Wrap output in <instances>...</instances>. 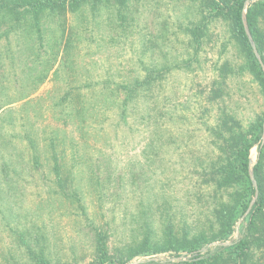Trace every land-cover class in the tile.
Returning <instances> with one entry per match:
<instances>
[{"label": "rangeland", "instance_id": "rangeland-1", "mask_svg": "<svg viewBox=\"0 0 264 264\" xmlns=\"http://www.w3.org/2000/svg\"><path fill=\"white\" fill-rule=\"evenodd\" d=\"M212 7V0H93L48 20L59 55L51 47L41 53L36 65L46 80L3 111L14 110L15 127L2 123L15 133L10 139L23 149L28 133L38 147L13 158L0 151V264H34L41 251L55 264H99V234L110 260L164 262L196 233L211 235L216 199L228 202L231 193L204 179L219 166V135L240 137L264 118L259 85L240 68L232 28ZM17 48L8 67L24 79V62L36 58ZM15 83L12 93L36 86ZM52 137L58 171L46 148ZM251 157L258 163L257 146ZM144 245L159 252L137 254ZM254 260L264 264V252Z\"/></svg>", "mask_w": 264, "mask_h": 264}, {"label": "trees", "instance_id": "trees-1", "mask_svg": "<svg viewBox=\"0 0 264 264\" xmlns=\"http://www.w3.org/2000/svg\"><path fill=\"white\" fill-rule=\"evenodd\" d=\"M91 1L93 0H0V29H3L0 31V41L5 40L8 46L4 52L0 48V151H4L7 148L8 151L13 152V154H9L10 158L15 157V153L19 150H36L38 147L32 135L29 136L26 133L24 140L26 139L27 142H25V148L21 149L18 140L10 139L9 135H14L15 133L4 131L2 123L9 121L13 126V122H15L12 116L14 110L6 111V113L3 111L6 110V107L31 98L39 86L46 80L48 74H45L44 70H38L36 65L37 61L41 59V53H46L47 49L50 51L51 47V52L56 56L59 55L60 51L56 48L61 43H48L46 35L49 31L48 20L53 19L57 14L65 16L70 11L75 12L79 8L88 5ZM246 1L212 0V9L215 10L216 15L221 16L229 22L232 28L233 41L243 54V62L240 68L245 69L253 75L264 99V71L254 53L243 23L242 16ZM247 19L251 34L264 63V0L256 2L249 7ZM57 26L59 25L57 24ZM57 26L53 27L57 28ZM64 26L61 23V29ZM21 43L24 45V53L33 55L36 58L27 59L24 62L26 63L24 64L26 69L25 71H21L25 75L24 79H22L23 77L20 78L19 73L15 72L17 70L16 66L15 71H11L8 67V64L13 65L15 61L13 53L16 54V52L12 53L13 49L17 51V46ZM68 53L69 43L67 40L63 49L64 58L68 56ZM51 54L49 53V55ZM63 61L65 60L63 59ZM65 65H67L66 62ZM45 71L47 72V70ZM15 80L18 85L20 82L30 81L35 83L36 86L34 85L30 90L20 89L12 93L8 85L15 83ZM218 96L219 92L217 91L215 92V98ZM230 120L234 121L231 118L223 120V126L228 127ZM26 126V121L20 125L22 129H25ZM263 131L264 118H258L250 126L248 133H242L240 137L232 135L227 139L223 135H219V138L223 141L222 144L219 142L216 145L221 152L218 156L219 166L214 165L204 179L206 182H211L212 188L216 191H231L230 200L228 202L221 201L220 203L219 200L221 198L216 199L218 202L211 210L215 224L212 226V229L210 227L212 231L211 235L203 236L200 234L197 236L198 233H196V237L182 244L181 249L176 248L170 252V256L173 258L183 257L184 253H188L190 255L189 259L186 261H146L140 264H222L225 261H231L234 264H258L257 260H254V262L252 258L256 257V254L258 256L264 252ZM22 132H25V130H22ZM224 132L228 133L229 129H224ZM59 146L57 137L50 138L46 145V148L52 153V162L55 164L54 170L56 171H58V167H60L59 163H61L57 152ZM255 146L258 147L259 151V161L254 167L259 195L247 214L252 198L256 194V189L249 173L250 155ZM6 154L7 152L5 151L3 155L6 156ZM33 161L35 165L39 166L38 157H35ZM58 180H60V177H58ZM236 231H239V236L237 239H234ZM99 240L97 248L101 259L99 264H127V261L133 258V256L128 258V260L120 258L118 262L110 260L109 251L104 242L105 237L102 234H99ZM231 241L232 244L227 246H210L213 242L223 243ZM204 248L208 249L202 253L201 250ZM41 252L34 256V264H55L45 257L43 251ZM155 252L157 253L159 250H154L144 245L137 254L143 256L148 255L147 253ZM261 258L259 257V260ZM13 264L19 263L14 261Z\"/></svg>", "mask_w": 264, "mask_h": 264}, {"label": "water", "instance_id": "water-1", "mask_svg": "<svg viewBox=\"0 0 264 264\" xmlns=\"http://www.w3.org/2000/svg\"><path fill=\"white\" fill-rule=\"evenodd\" d=\"M255 1H258V0H247L245 2L244 9H243V16L242 17H243V23H244V28H245L247 37H248V39H249V41L251 43V46H252V48L254 50V53H255L256 57L259 60V62L261 63L262 69L264 71V63H263V61L261 59V56H260V54H259V52L257 50L255 41L253 39V36H252L251 31H250V28H249L248 19H247L248 8H249L250 4L252 2H255ZM263 143H264V134H263ZM256 163H257V161L255 162L253 160V158L251 157L250 158V165H249V173H250V177H251V180L253 182V185H254V187L256 189V194H255V197H254L253 201L251 202V205H250V208H249L247 214L249 213L251 207L256 202V200L258 198V195H259L258 183H257V181L255 179V176H254V167H255ZM242 219H244V218H242ZM238 235H239V232L236 233L235 238H238ZM231 244H232V242H223V243H213L210 246H220V245L221 246H227V245H231ZM207 249L208 248H204V249L201 250V252L204 253V252L207 251ZM188 259H189V256H184V257H178V258H174V259L172 258V259H168V260H170V261H181V260L186 261ZM146 261H159V258H148V259H146L144 261H135V262H133V264H140V263H144Z\"/></svg>", "mask_w": 264, "mask_h": 264}, {"label": "bare ground", "instance_id": "bare-ground-1", "mask_svg": "<svg viewBox=\"0 0 264 264\" xmlns=\"http://www.w3.org/2000/svg\"><path fill=\"white\" fill-rule=\"evenodd\" d=\"M253 156V155H252ZM254 157V156H253Z\"/></svg>", "mask_w": 264, "mask_h": 264}]
</instances>
